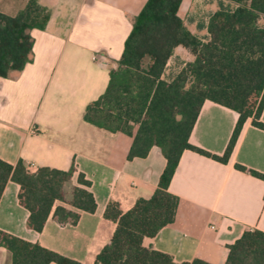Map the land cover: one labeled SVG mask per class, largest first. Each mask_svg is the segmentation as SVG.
Instances as JSON below:
<instances>
[{
    "label": "crops",
    "instance_id": "1",
    "mask_svg": "<svg viewBox=\"0 0 264 264\" xmlns=\"http://www.w3.org/2000/svg\"><path fill=\"white\" fill-rule=\"evenodd\" d=\"M147 1L39 0L51 18L44 31H32L33 62L0 79V159L11 165L23 161L31 173L75 166L74 177L64 186L65 200L56 202L54 210L63 206L79 212L80 218L76 225H61L52 213L42 232L31 230L30 212L19 201L20 186L9 181L0 200V231L94 264L117 228L105 217L110 203L126 213L158 188L167 164L160 148L153 147L146 158L129 160L133 138L84 120L88 105L105 93L110 68L122 58L134 20ZM220 1L228 0H183L178 14L192 33L209 41V19ZM28 2L0 0V12L15 16ZM192 59L185 49H176L163 79L173 78ZM238 118L235 111L206 101L190 143L223 156ZM249 171L264 175V130L252 119L245 123L228 164L185 151L169 188L180 200L176 220L156 237L145 238L143 246L179 264L196 259L226 264L229 246L246 231L264 232V180ZM80 173L91 182L94 213L72 206ZM0 264H12L10 252L1 246Z\"/></svg>",
    "mask_w": 264,
    "mask_h": 264
},
{
    "label": "trees",
    "instance_id": "2",
    "mask_svg": "<svg viewBox=\"0 0 264 264\" xmlns=\"http://www.w3.org/2000/svg\"><path fill=\"white\" fill-rule=\"evenodd\" d=\"M183 0H148L135 18L122 58L110 68L109 85L86 108L84 120L100 129L133 138L128 159L148 157L160 148L167 164L158 188L123 213L118 203L107 207L106 219L117 228L110 244L94 264H179L165 253L143 246L176 220L179 197L169 188L181 157L187 150L228 164L245 123L264 130V0L220 1L208 23L209 41L192 33L179 16ZM51 12L39 0H29L17 15L0 12V79L22 72L33 62V30L44 31ZM183 48L192 60L170 80L163 79L176 49ZM211 101L235 111L238 122L223 156L212 155L190 143V135L203 104ZM242 172L248 170L237 165ZM77 169L42 167L28 171L23 161L11 165L0 159V200L9 181L20 186V204L30 212L28 227L42 232L53 213L61 224L76 225L79 212L59 206L64 186ZM264 180V175L249 171ZM80 187L73 192L72 206L94 213L97 203L91 182L78 175ZM0 246L12 256V264H82L39 244L0 231ZM210 264L196 259L192 263ZM226 264H264V232L246 231L229 246Z\"/></svg>",
    "mask_w": 264,
    "mask_h": 264
},
{
    "label": "rangeland",
    "instance_id": "3",
    "mask_svg": "<svg viewBox=\"0 0 264 264\" xmlns=\"http://www.w3.org/2000/svg\"><path fill=\"white\" fill-rule=\"evenodd\" d=\"M178 59H181L180 56H179V57H176V59H175V60H176V61H175L176 64H177V62H178V61H177Z\"/></svg>",
    "mask_w": 264,
    "mask_h": 264
},
{
    "label": "built area",
    "instance_id": "4",
    "mask_svg": "<svg viewBox=\"0 0 264 264\" xmlns=\"http://www.w3.org/2000/svg\"><path fill=\"white\" fill-rule=\"evenodd\" d=\"M93 60H94V61H96V60H97V58H96V57H94V58H93Z\"/></svg>",
    "mask_w": 264,
    "mask_h": 264
}]
</instances>
